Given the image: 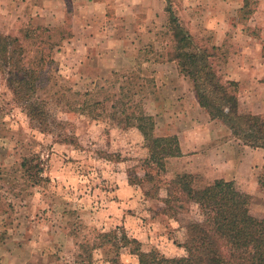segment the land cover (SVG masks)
<instances>
[{"label":"rangeland","instance_id":"rangeland-1","mask_svg":"<svg viewBox=\"0 0 264 264\" xmlns=\"http://www.w3.org/2000/svg\"><path fill=\"white\" fill-rule=\"evenodd\" d=\"M2 1L0 33L18 37L25 49L23 65L38 71L35 97L45 101L49 121L40 126L30 120L0 68V261L11 252V264H78L85 235L115 229L137 238L145 251L157 248L169 257L183 255L184 212L169 217L163 198L168 182L185 173L172 162L175 157L165 160L164 170L146 161L147 142L131 124L134 120H124L118 101L138 105L154 116L157 135L177 136L178 129L195 127L183 117L179 102L161 99L155 78L149 76L152 69L143 68L146 60L169 59L170 12L161 14L155 35L148 36L144 23L137 26L132 39L148 47L138 53L129 46V51L120 53L124 60L119 63L110 60L113 57L105 48L114 32L132 30L116 11L103 22L93 19L94 27L88 28L91 18L76 16L73 3L46 2L37 10L39 0L32 4L13 0L8 5ZM168 6L182 26L195 33L198 46L217 47L211 49V61L225 80L235 70L229 68L231 61L264 57V19L258 18L264 14V0H167ZM96 29H103L102 34L90 41L89 33ZM87 40L92 43L88 50ZM99 56L108 58L109 64H101ZM251 70L246 79L259 72ZM87 92L97 93L95 99H103L104 108L93 111L82 105ZM114 104L118 110L111 108ZM242 108L243 113H251L247 104ZM197 123L201 127L203 121L198 118ZM34 154L39 155L40 177L45 179L36 184L21 167L23 159ZM189 174L199 187L214 181L208 169ZM262 175L264 166L259 178ZM236 184L244 190L250 187ZM251 210L264 217V196L252 195ZM196 212L190 207L186 214L194 217ZM102 256L101 251L96 254L97 259ZM121 258L124 264H138L129 251L123 250Z\"/></svg>","mask_w":264,"mask_h":264},{"label":"trees","instance_id":"trees-1","mask_svg":"<svg viewBox=\"0 0 264 264\" xmlns=\"http://www.w3.org/2000/svg\"><path fill=\"white\" fill-rule=\"evenodd\" d=\"M167 10L170 12L169 28L173 41L169 59L176 60L181 74L192 81L200 106L207 110L211 119L225 123L243 143L264 148V116L240 110L239 83L232 79L225 80L211 61V49L217 47L209 49L198 46L196 41L199 39L182 26L170 6ZM23 55L25 49L18 37L0 33V68L6 72L9 86L27 110L30 120L44 126L49 121L45 101L35 97L39 86L38 71L23 65ZM96 95L87 92L82 105L93 111L104 108L103 99H95ZM132 99L130 96L129 101ZM118 101L123 105L121 113L126 114L124 120H134L131 124L147 142L148 163L164 170L166 159L181 155L176 135L155 133L154 116L144 112L138 105L132 106L121 99ZM117 107L118 104L111 106ZM115 114L116 111L112 116ZM21 167L25 168L32 184L45 180L40 177L42 168L39 155L24 158ZM263 178V175L259 178L262 187ZM163 203L169 217L177 218L180 212H184L181 219L184 242L180 244L183 255L169 257L157 248L145 251L137 238L115 229L85 235L84 241L79 244L77 263L97 264L100 261L101 264H124L121 258L124 250L136 255L138 264H264V217L252 212V195L241 190L235 181L219 178L199 187L192 174L177 175L168 182ZM190 207L197 208L194 217L186 214ZM2 240L3 235L0 236V243ZM100 251L103 253L102 259H97L96 254Z\"/></svg>","mask_w":264,"mask_h":264},{"label":"crops","instance_id":"crops-1","mask_svg":"<svg viewBox=\"0 0 264 264\" xmlns=\"http://www.w3.org/2000/svg\"><path fill=\"white\" fill-rule=\"evenodd\" d=\"M25 1L31 4L34 3L32 0ZM46 2L73 3V10L76 12V16L91 18L89 21L92 24L87 25L88 28L94 27L93 19L103 22L108 19L109 13L114 11L127 20V27L132 32L128 33L125 31L121 34L119 31L114 32L112 41L107 42L109 44L107 48L109 49L105 48L113 57L110 60L117 59L119 63L124 60L120 53L125 50L129 51V46H133L130 51L138 53L143 52L148 47L139 45L143 44L142 41L138 40L136 42L135 39H132V36L136 34L135 28L144 23L148 29V36L155 35L156 32L153 30H155L161 14L167 10V0H39L36 9L38 10L40 8L39 5ZM1 3H3L2 0ZM12 3L13 0H5L6 5ZM109 9L113 11H109ZM196 17L197 15H195L193 21ZM254 18L256 17L253 16L250 20ZM258 18L262 21L264 14ZM101 26L103 27V25ZM102 30L100 32L99 29L90 31V41H96L95 37L98 36V33H100V36ZM192 33L195 34L194 32ZM87 41L88 50L92 43H89V40ZM96 52H101V48L99 47ZM117 54L119 56H116ZM100 58L99 56L101 64H109L108 58ZM235 62L237 63L231 61L229 64V68L230 65L235 68L229 79L239 82L240 110L243 109L244 104H247L249 112L263 114L264 78L262 76H264V57L260 55L259 60H248L245 63H243L244 61ZM145 66L152 69L153 73L149 76L155 78L161 99L164 100L165 98L175 104L179 102V110L182 111L183 117H186L187 121L195 125L194 128L188 127L187 129L177 130L181 155L175 157L176 159L172 162L179 165L178 171L181 173H195L208 169V171H212V179L214 180L219 178L233 180L244 184L242 186L245 188H248L247 185L249 184L250 187L247 190H244L241 186L239 188L253 196L258 194L259 196H264V187L259 184V175L264 166V148L252 147L243 143L232 134L231 129L225 123L211 119L207 110L200 106L192 81L181 74L176 60L168 59L164 62H157L155 59H149L146 60L143 68ZM240 68L241 72H238ZM250 68L256 70H251ZM250 70L253 73L259 71L257 76H253L251 80L244 77ZM198 118L203 121L201 127H198ZM194 150H197L196 152L198 153L194 156L190 155ZM11 257V252L4 253L1 263L11 264ZM20 260L23 261V259ZM25 264H29L28 261Z\"/></svg>","mask_w":264,"mask_h":264}]
</instances>
